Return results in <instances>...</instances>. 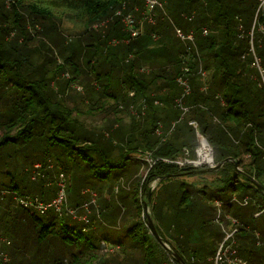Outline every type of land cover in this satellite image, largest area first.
<instances>
[{
  "label": "trees",
  "instance_id": "trees-1",
  "mask_svg": "<svg viewBox=\"0 0 264 264\" xmlns=\"http://www.w3.org/2000/svg\"><path fill=\"white\" fill-rule=\"evenodd\" d=\"M260 4V0H167L168 17L160 12L155 24L145 22L143 33L133 38L116 11L123 8L124 14L138 6L136 20L139 21L144 10L140 0H0V76H4L0 82V160L4 163L2 154L12 153L16 156L12 158L13 165L17 155L22 157L26 152L33 156H26V160L32 159L31 169L36 163L42 164L43 177L22 179L21 188L29 191L24 195L35 193L32 196L47 201L55 195L57 183L63 181L69 207L80 208L88 202L90 194L83 193L85 190L101 194L107 190L121 196L119 209L117 203L112 207L113 214L108 215L112 199H105L103 210L99 205H92L89 223L67 214L60 217L52 210L40 215L22 207L26 210L22 211L23 216L10 219L4 230L9 245H15L12 248L15 264H24L25 260L26 264H110L104 255L95 252L113 243L109 239L113 233L106 228L105 232L98 233L94 224L101 225L103 221L106 226L114 227L120 212L123 217H134L125 210L124 203L130 199L135 205L136 218L129 220L133 223L126 226L124 238L131 240L134 253L118 264H215L222 243V249L230 250L216 264L238 261L264 264V227L260 225L264 223V113L259 110L264 100L258 96L261 92L264 97V87L262 80L258 86L251 84L261 75L250 52L253 31L256 57L264 71V6ZM66 16L82 21L85 28L63 51L65 61L58 63L56 59L53 64V58L41 52L34 69L20 70L21 52L17 51L20 44L37 48L34 42L44 32L43 23ZM175 27L185 33L193 32L197 45L192 49L191 60H194L188 64L191 92L183 97V104L188 108L185 113L176 106V100L183 94L177 79L185 74L182 55L187 48L177 37ZM204 29L208 30L206 35ZM18 36L19 41L15 39ZM113 39H117V44H111ZM6 46L13 48L8 54ZM12 52H15L14 59L9 58ZM201 64L205 70L212 71L206 90L198 71ZM4 65L7 72L2 69ZM36 70L38 76L34 77ZM249 70L255 77L249 76ZM69 71L74 73L72 78H60ZM61 79L65 84L60 87ZM72 83L85 87L81 103L74 107L68 106L66 98ZM219 89L231 94L225 105L215 98V91ZM209 100L214 103L206 111L202 107ZM80 104L87 107L85 112ZM103 112L112 116L102 129L88 126L82 119L85 114ZM212 114L219 115L220 122L214 121ZM122 115L130 119L128 126ZM190 121L198 123L200 134L213 148L218 163L232 160L218 169L214 183L195 189L196 193L192 190L193 184L181 180L182 189L172 194L178 206L169 223L170 230L162 220L154 218L158 223L155 225L157 237L148 225V218L143 217L145 205H150L154 195L146 185L154 179L176 184L186 172L190 176L196 173L193 169L182 171L183 167L177 164L185 147L195 157L196 143H191L185 133L190 128L189 134L195 138ZM112 138L122 144L117 145ZM34 142L37 146H31ZM143 155H149L152 162L147 163L141 158ZM135 156L141 159L135 160ZM235 161L239 162L238 168ZM145 164L148 166L146 179L141 176L138 181H130L137 174L140 176ZM58 167L62 168L61 172L55 171ZM11 175L4 174L12 178L10 191L14 195L23 194ZM8 183L1 178L0 186ZM68 185L78 188L80 198L68 197ZM49 187L55 188L54 195ZM207 191H212L210 200L215 206L220 201L221 209L225 206L227 213H232L228 220L230 230L234 227L231 218L242 223L251 217L262 232L255 227L239 229L234 234L237 241L232 243L231 238L224 240L227 233L219 228L216 239L203 241L212 231L205 221L207 208L202 202ZM194 194L198 195L195 200L202 203L198 210L194 209L203 217L199 228L190 227ZM232 196L247 199L246 206L234 208L229 200ZM185 201L187 204L183 207ZM155 211L154 204L153 214ZM5 215H10L9 211ZM187 230L194 234L190 243L183 238ZM120 239L118 245L123 243ZM147 240L150 244L146 247ZM20 244L22 250L29 245L28 254L33 249L27 259L19 251ZM169 254L173 255L172 262Z\"/></svg>",
  "mask_w": 264,
  "mask_h": 264
},
{
  "label": "rangeland",
  "instance_id": "rangeland-1",
  "mask_svg": "<svg viewBox=\"0 0 264 264\" xmlns=\"http://www.w3.org/2000/svg\"><path fill=\"white\" fill-rule=\"evenodd\" d=\"M44 26V32L42 34V36L38 37L35 39V44L37 48H33L31 47V45L29 44H25V45H21V47L19 49H17V51H20V55L18 57L21 58L22 61L25 62H30L29 64H23L22 61L20 62V70L25 71L24 67L28 70H32L34 69V65L36 62H38L39 57H40V53L43 52L45 54H47V57L49 58H53V64L56 62V59H58V63H63L65 61L64 56L62 55L63 51H66V47L68 48V45H72L73 41H75V39L78 38V36L83 32L85 25L82 21L77 20L76 18H74L73 16H66L64 19H56V20H49L46 21L45 23H43ZM242 36V35H240ZM17 41H19V36L18 38H15ZM157 44V43H156ZM156 44L154 46H156ZM250 45H251V49L250 52L251 54L254 56V59L256 62H254V66L259 70L261 78H259V80H255V81H251V84H253L254 86H258L261 83V85L264 87V71L261 70V66H260V61L259 59L256 57V53H255V49H254V45H253V35H251V40H250ZM17 47L19 46V43L17 42ZM6 53L8 54L9 52H11L13 50V48H11L10 46H6ZM16 51V52H17ZM78 55H80V52H77ZM28 57V58H27ZM10 59H14L15 58V52H12L9 56ZM27 58V59H25ZM187 59H190L189 57L186 56ZM245 58V56H244ZM191 60V59H190ZM55 61V62H54ZM85 62L86 59L82 61V70L85 71L86 70V66H85ZM190 63V61H188ZM56 64V63H55ZM204 66V65H203ZM70 67H67V69ZM250 68V66H249ZM3 70H6L7 72V68L6 65L3 66L2 68ZM85 69V70H84ZM72 70V69H71ZM73 71V70H72ZM207 84L208 81L211 80V69H207ZM250 73V70L247 71ZM68 75V76H67ZM34 77L38 76V70L35 71ZM74 76L73 72H68L66 74H63L60 78L64 79H69L72 78ZM250 77H255L254 73H250L249 75ZM4 76H0V82L3 80ZM82 80L84 78V76H81ZM64 79L59 80V86L61 87V85H64L65 82L63 81ZM253 79V78H252ZM90 80V79H89ZM237 78L234 79L233 82H236ZM202 81V80H201ZM56 84V83H55ZM56 87V86H55ZM84 90L85 87H83V85L78 84V83H72L71 88H69L67 90V96L66 98H68L67 103L68 106L74 107L78 102L81 101V96L84 94ZM257 91V90H255ZM72 95V98H70ZM231 94L228 92V95L226 93V91H222V90H216L215 91V98L216 100H218L221 104L225 105L227 102V100L229 99V96ZM258 96L261 97L262 100H264V97L262 95L261 92H258ZM81 103V102H80ZM209 104H205V106H203L202 108L205 109L206 111H208V109L210 108V105L212 106V104L214 103L213 101L209 100L208 101ZM82 104H80V109L85 112L87 110V107L81 106ZM87 105V104H86ZM260 111H263L264 113V102L262 101V105L261 108L259 109ZM142 111V109H141ZM143 112V111H142ZM109 116L111 117L112 115H107L106 113H100V114H85V116H83V120L85 122L86 125H92L95 128H100L102 129L103 127L106 126V123L109 119ZM212 119H214V121L220 122V120L218 118H220L219 115L216 114H212ZM218 116V117H215ZM123 121L125 125H129L130 123V119L127 118L125 115H122ZM222 119V118H220ZM114 120V119H113ZM173 123V122H172ZM118 124V122H117ZM197 127H194L195 129V138L194 136L190 135V128H186L185 132L187 136H190L191 139V143L195 144L194 147V151H195V157L191 156V149L189 147H185L184 148V154L181 156V160L183 162L184 167H189L190 165L193 164H189V163H194L197 162L198 165L194 168V171L196 173L191 174L192 176H190V174H183L181 176H179L181 179H179L180 181H178L176 184H169V182L167 183L166 181L161 183V181H159V179H154L152 181H150L146 186L149 188V192L153 195V198L151 200L150 205H147V208L144 212L143 217L146 218L148 215L151 216V218L153 219V223L154 225L158 224L157 222H155V219L158 220H162L163 224L166 225L167 230H170V222H171V218L173 216V213L175 212L176 207L178 206V203L175 202L174 197H172V194L174 193V191L178 190V189H182V186H180L181 182L185 181L188 185L193 184V188L192 190L195 191V189H202L204 187V185L207 184H211L214 180H216V176L218 177L217 174H219L218 169L216 168H212L214 167L218 161L215 160V153L213 148L211 147V151L213 153V158L214 161L211 164V161L208 160L207 157L199 154L198 150H202V145H200V137H198V134H200V131L198 129V123L196 122ZM180 125V123H179ZM117 127V125H116ZM116 138V137H115ZM115 143L118 144H122L120 140L118 139H114L112 138ZM37 146V143L34 142L31 144V146ZM3 152V151H2ZM1 152V153H2ZM26 156H31L30 155H26V152L24 154V156L21 157V155H17V159H16V164L12 165V158H16L15 155H13L12 153L8 154L7 152L2 154L3 157V162L0 160V181L1 178L2 179H7L8 180V186L2 187L0 186V234L4 233V230H7V222L10 221V219L17 217L20 218L21 216H23L22 211H26L24 210L17 202V200L15 199V195L13 194L11 186H12V178L8 177H4V174H6V172H10L13 176V178L15 179L16 184H18V188H19V192L23 193L21 195H24L26 193H29L28 190H23V188H21V186L23 185V181L22 179L28 180L29 176L31 177L32 175V170L31 169V160H26ZM33 157V156H31ZM30 158V157H29ZM143 158L145 161H147V163H151V159L149 155H143ZM139 156H135V160H140L141 159ZM188 161V162H186ZM200 161V162H199ZM210 163V164H209ZM29 167V168H28ZM141 167V166H140ZM183 167V166H182ZM62 168L58 167L55 168V171H59L61 172ZM4 173V174H2ZM148 173V166L147 164L144 165V167H142L141 171L139 172V175L137 174V176H134V179H131L130 181L133 180H137L138 178L143 176L142 179L145 180L146 179V175ZM184 173V172H182ZM217 173V174H216ZM28 174V175H27ZM140 179V178H139ZM183 180V181H181ZM214 183V182H213ZM125 187L127 185V183L124 184ZM111 186V184H110ZM69 187V188H68ZM128 187V186H127ZM163 187L162 190L159 192V188ZM68 188V197L69 198H74V197H79L80 198V192L78 190V188L76 189L75 187H71V185L67 186ZM72 188V189H71ZM71 189V190H70ZM213 189V188H212ZM48 190L51 192V194L54 195L55 192V188L54 187H49ZM106 191V192H105ZM104 192H102V194L100 192H95L97 193L98 199H97V205H99V209L103 210L104 204H105V199H112V203H111V208L110 211L108 213V215L111 213L113 214L112 207L117 203V209H119V201L121 199V196H119L120 194H117V196L112 193L110 194L107 190H105ZM145 190L142 189V200L145 199L144 196ZM196 193V191H195ZM35 193H32L31 195H33ZM193 194V193H191ZM212 191H207V197L204 196L202 202H204V206L207 208L206 209V216L205 217V221H207V223H209V226H211V233L205 237H203V241H210V240H214L217 238V231L220 228L222 233L223 231L226 232V239L231 238L232 243H235V239H237V235L234 237V234L237 232V230L239 231V229H249V227H255L257 228L259 231H261L260 225L262 227H264V223H261L260 225L254 224L253 220L251 219V217H249L246 221L242 220V223L234 218H231L232 223L234 224L233 229H229V224L230 222L228 221L230 216H233L232 213H227V210L224 206V208L221 209L222 203L220 201H218V203H216V206L214 203V201L210 200V197L212 195ZM52 195V196H53ZM158 195L159 199L156 198ZM215 196V195H214ZM198 197V195L194 194L193 197H191L193 199V201ZM47 198V197H45ZM50 199V198H48ZM231 201L230 204H232L234 206V208H236L235 206H246L243 205L244 200H238L235 196H232L230 199ZM193 211H190L189 213L191 214V225L190 227H198L199 228V224L203 223V217L201 216V214H199L198 212H196L194 209L198 210L199 206L202 204L200 202H197L196 200L193 202ZM226 201V200H224ZM225 204H227V202H224ZM69 204L71 205L70 201ZM125 204V210H127L128 212L130 211L132 215H134V217L136 218L135 214H136V209H135V205L133 203V200L130 199L129 202L124 203ZM156 205V211L153 214V205ZM186 201L183 204L186 205ZM220 204V206H219ZM101 206V208H100ZM215 206V208H214ZM183 207H181V209H183ZM5 211H9L10 215H5ZM32 211V210H29ZM122 212L119 213V215L117 216V220L115 222L114 227H109L106 226L107 224H104V222L102 221V224L100 225H95V230H97V232L99 233L100 231L104 230V232L106 231L104 228L106 229H110V231L113 233V236H111L109 239L111 240V244H109L108 246H106V248L104 249H100V251L95 252L96 254H98L99 256L104 255L107 259L108 262L110 264H118L122 261H125L126 258H130L133 255V250L130 248V244H131V240L129 238H124L125 234L127 232V228L126 226L130 223H133L132 218L134 219V217H123L121 215ZM107 214V213H106ZM155 215V216H154ZM226 215H228L226 217ZM83 216V215H82ZM107 218V215H106ZM128 218V219H127ZM142 218V217H141ZM148 218V217H147ZM146 218V220H147ZM170 219V220H168ZM173 219V218H172ZM181 219V218H179ZM129 220H132L131 222ZM24 222V220H23ZM104 225V226H103ZM161 227V229L163 230L162 226L159 225ZM232 226V225H231ZM87 230L90 229V227H86ZM93 228V227H92ZM156 229V228H155ZM2 231V232H1ZM231 232V233H230ZM262 232V231H261ZM141 234V232H139ZM144 232H142L143 234ZM200 233V232H199ZM5 235V236H3ZM3 235H0V264H3L2 259L4 257H9L10 260V264H15L13 261V250L12 248L15 247V245H7L6 240L8 234L4 233ZM13 235H10L9 238H13ZM257 236V235H256ZM194 237V234L191 233V231L187 230L185 233H183V238L184 241H187L190 243V241L192 242V239ZM114 238V239H113ZM121 238V239H120ZM122 241L123 243L121 245H118L117 243H119L117 240ZM9 241V240H8ZM13 241V240H12ZM117 241V242H115ZM146 243V247L150 244V240L145 241ZM225 242V241H224ZM116 243V244H114ZM31 245V243H30ZM35 245V243H32V246ZM20 247L22 251V254L26 257V259L28 258L27 256L31 255V251L33 250H29V254L27 252L29 245H26V247L23 248L21 247V244L18 245ZM124 246V247H123ZM223 243L219 245V248L217 250V255L215 257V264H216V260H217V256L219 254V250L222 249ZM31 249V248H30ZM131 251H130V250ZM230 248H228V250H225L224 248L222 250H220V261L222 260V256L226 253L225 251H229ZM170 255V259L169 261L172 262L171 257L173 256L172 254ZM158 256V255H157ZM228 259V258H227ZM226 259V260H227ZM26 261V260H25ZM24 261V264H26V262ZM228 262H231V260H227ZM245 263V262H244ZM36 264V263H35ZM174 264V263H173ZM246 264V263H245Z\"/></svg>",
  "mask_w": 264,
  "mask_h": 264
},
{
  "label": "built area",
  "instance_id": "built-area-1",
  "mask_svg": "<svg viewBox=\"0 0 264 264\" xmlns=\"http://www.w3.org/2000/svg\"><path fill=\"white\" fill-rule=\"evenodd\" d=\"M143 3L144 6V10H142L141 12V19L139 21H137V12L140 11V8L138 6L134 7V9H132L131 11H129L128 13H124L123 14V8L116 11V15L117 16H121L122 17V21L125 24L126 28L128 29L130 36L135 38L138 37L139 35H141L143 33V27L145 22L150 23V24H155L157 21V17L158 14L161 12L164 14V17H168L167 12H166V3L167 0H140ZM261 4L260 7L264 6V0H260ZM190 18V17H189ZM191 20V18H190ZM138 23V25L136 24ZM103 24V23H102ZM101 24V25H102ZM97 26V25H95ZM175 32L176 35L179 39H181L185 45H186V52L182 55V62L185 64L184 67V72L185 74L180 76L177 80H178V84L183 88V94L182 97L176 100V106L183 111V113L188 111V108L184 106L183 104V97L187 94H189L191 92V86H190V82L189 79L187 77V73L189 71V67L188 61H193L194 59L190 60L192 57V49L196 48L197 45L195 43V36L193 32L190 33H185L182 29L175 27ZM208 33L207 29H204V34L206 35ZM251 35H253V31L251 33ZM155 38H158L157 35H154ZM117 39H113L111 41L112 45L117 44ZM189 57L190 59L186 58ZM199 74L201 76V78L203 79V81H205V85L203 87V89H207L208 85L206 84V78H207V71L203 68L202 64L199 67ZM68 76V75H67ZM190 125H192L193 127H197L196 121H190L189 123ZM174 126V125H173ZM158 133H160V130H157ZM188 162V161H186ZM189 163V162H188ZM194 163H189V164H193L196 165ZM177 164H179L181 167L183 165L182 160H178ZM210 164V163H209ZM43 168L41 163H36L34 165L33 171H32V179L36 180L38 177H43V174L41 173V169ZM58 185V189L55 193V195L45 201L37 196H32V195H18L15 194V199L17 200L18 204L27 209V210H32L40 215H45L47 213H49L51 210L56 212L60 217L65 216L66 214L69 215L70 217H72L73 219H78L81 220L85 223H89V214L91 213V206L97 205V194L94 191H90V190H85L83 191V193H89L90 194V199L88 200V202L83 203V205L80 208H73V207H69L67 205V194H66V187L63 181H60L57 183ZM48 186H50V183L48 184ZM248 202L247 199H245V201L243 202V205H246ZM220 206V204H219ZM80 210H83L84 213L80 214ZM83 215V216H82ZM7 245L10 244V241L6 240ZM221 250V249H220ZM220 250H219V254H220ZM227 252V251H225ZM218 254V258L216 260V263H218L220 261V256ZM225 255V254H224ZM4 264H10V260L9 257H4L2 259ZM236 264H245L242 261H238Z\"/></svg>",
  "mask_w": 264,
  "mask_h": 264
},
{
  "label": "water",
  "instance_id": "water-1",
  "mask_svg": "<svg viewBox=\"0 0 264 264\" xmlns=\"http://www.w3.org/2000/svg\"><path fill=\"white\" fill-rule=\"evenodd\" d=\"M198 137H202L208 144H209V142L207 141V139L205 138V137H203L201 134H198ZM210 145V144H209ZM230 160H232V159H226V160H224V161H222V162H219V163H217L214 167H212V168H216V169H219L220 167H222V165L225 163V162H227V161H230ZM213 161H214V158H213ZM197 165H190L189 167H183L182 168V171H185V170H188V169H193L194 170V168L196 167ZM238 166H239V162L238 161H235V167L236 168H238ZM149 199H150V195H149ZM145 207L147 208V206L145 205ZM148 217V225H149V227H150V229H151V231L157 236V237H159L158 236V234H157V231H156V229H155V225H154V223H153V220H152V218H151V216L150 215H148L147 216ZM182 263V262H181ZM183 264V263H182Z\"/></svg>",
  "mask_w": 264,
  "mask_h": 264
},
{
  "label": "bare ground",
  "instance_id": "bare-ground-1",
  "mask_svg": "<svg viewBox=\"0 0 264 264\" xmlns=\"http://www.w3.org/2000/svg\"><path fill=\"white\" fill-rule=\"evenodd\" d=\"M199 139H200V145H202V150L201 151L198 150L199 154L207 157L208 160H210L212 164L213 163V153L211 151L210 145L202 137H200ZM195 164L198 165L197 162Z\"/></svg>",
  "mask_w": 264,
  "mask_h": 264
}]
</instances>
